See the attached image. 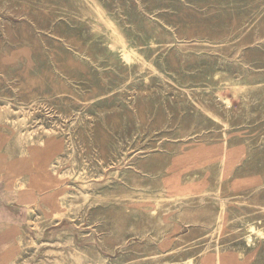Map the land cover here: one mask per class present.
I'll return each instance as SVG.
<instances>
[{
  "label": "rangeland",
  "instance_id": "rangeland-1",
  "mask_svg": "<svg viewBox=\"0 0 264 264\" xmlns=\"http://www.w3.org/2000/svg\"><path fill=\"white\" fill-rule=\"evenodd\" d=\"M263 184L264 0H0V264H264Z\"/></svg>",
  "mask_w": 264,
  "mask_h": 264
},
{
  "label": "bare ground",
  "instance_id": "bare-ground-1",
  "mask_svg": "<svg viewBox=\"0 0 264 264\" xmlns=\"http://www.w3.org/2000/svg\"><path fill=\"white\" fill-rule=\"evenodd\" d=\"M251 1H252V0H251ZM90 3H91V2H90ZM95 3H97V2H95ZM103 8H104V7H103ZM239 8H240V7H239ZM95 9H96V8H95ZM238 13H239V12H238ZM252 13H253V12H252ZM105 14H106V13H105ZM99 15H100V13H99ZM237 15H238V14H237ZM238 17H239V16H238ZM243 17H244V16H243ZM239 19H240V18H239ZM92 22H93V21H92ZM111 22H112V21H111ZM113 23H115V22L113 21ZM248 23H249V22H248ZM101 24H102V23H101ZM114 25H115V24H114ZM236 25H237V24H236ZM236 25H235V26H236ZM118 26H119V25H118ZM237 26H238V25H237ZM237 26H236V27H237ZM244 26H245V25H244ZM247 26H248V25H247ZM98 27H99V26H98ZM117 28H118V27H117ZM237 28H238V27H237ZM241 28H242V27H241ZM99 29H100V28H99ZM106 31H107V30H106ZM110 32H111V31H110ZM102 33H104V32H102ZM122 33H123V32H122ZM107 36H108V35H107ZM239 36H240V35H239ZM258 36H259V35H258ZM105 37H106V36H105ZM109 38H110V37H109ZM107 40H108V39H107ZM111 40H113V39L111 38ZM104 42H107V41L105 40ZM111 42H113V41H111ZM141 42H142V41H141ZM113 43H114V42H113ZM114 44H115V43H114ZM116 45H117V44H116ZM133 45H134V44H133ZM117 47H118V46H117ZM134 47H135V46H134ZM129 49H130V47H129ZM131 49H133V48L131 47ZM109 50H110V49H109ZM107 51H108V49H107ZM112 51H113V50H112ZM123 51H124V50H123ZM126 51H127V50H126ZM131 51H133V50H131ZM113 52H114V51H113ZM127 52H128V51H127ZM127 52H126V53H127ZM133 52H135V51H133ZM114 53H116V52H114ZM123 53H124V52H123ZM105 54H107V53H105ZM116 54H117V53H116ZM142 54H143V53H142ZM135 55H137V54H135ZM117 56H119V55H117ZM137 56H138V55H137ZM129 57H130V56H129ZM134 57H135V56H134ZM127 58H128V57H127ZM135 58H136V57H135ZM115 59H118V58H115ZM137 59H138V58H137ZM120 60H121V59H120ZM130 60H131V59H130ZM122 61H123V60H122ZM152 61H153V60H152ZM153 64H154V63H153ZM155 66H156V64H155ZM154 70H155V68H154ZM154 70H153V71H154ZM157 70H158V69H157ZM29 128H30V127H29ZM31 129H32V128H31ZM31 129H30V130H31ZM25 130H26V129H25ZM27 130H28V129H27ZM27 130H26V131H27ZM34 130H35V129H34ZM36 131H37V130H36ZM30 132H31V131H30ZM34 133H35V132H34ZM34 133H32V134L34 135ZM35 134H36V133H35ZM30 137H31V136H29V138H30ZM34 137H35V136H34ZM27 138H28V137H27ZM39 139H40V138H39ZM29 140H30V139H29ZM31 140H32V139H31ZM31 140H30V141H31ZM23 141H24V140H23ZM37 141H40V140L37 139ZM37 141H36V142H37ZM41 141H42V140H41ZM24 142H25V141H24ZM26 142H27V141H26ZM33 142H34V140H33ZM31 143H32V141H31ZM34 144H35V143H34ZM40 145H41V143H40ZM29 146H30V145H29ZM28 148H29V147H28ZM29 155H30V154H29ZM57 158H58V157H57ZM30 160H31V159H30ZM49 162H50V161H49ZM47 164H48V163H47ZM52 164H53V163H52ZM56 164H57V161H56ZM48 165H49V164H48ZM48 165H47V166H48ZM45 166H46V165H45ZM58 169H59V168H58ZM84 169H85V168H84ZM45 170H47V168H46ZM51 170L53 171V169H51ZM49 171H50V170H49ZM54 171H55V170H54ZM57 171H58V170H57ZM57 171H56V172H57ZM76 171H77V169H76ZM76 171H75V173H76ZM45 172H46V171H45ZM78 172H79V171H78ZM85 172H86V170H85ZM80 173H81V172H80ZM84 174H85V173H84ZM49 175H50V174H49ZM61 176H62V175H61ZM61 176H60V177H61ZM64 176H65V175H64ZM77 176H78V175H77ZM86 176H87V175H86ZM48 177H50V176H48ZM81 177H82V176H81ZM77 178H78V177H77ZM61 179H62V177H61ZM65 179H66V177H65ZM87 179H88V178H87ZM87 179H86V180H87ZM59 180H60V179H59ZM62 180H63V179H62ZM263 185H264V184H263ZM260 187H261V186H259V188H260ZM259 188H258V189H259ZM81 190H82V189H81ZM67 192H68V190H67ZM257 193H258V192H257ZM70 194H71V193H70ZM246 195H247V194H246ZM246 195H244V196H246ZM229 198H230V197H229ZM231 198H232V197H231ZM227 199H228V198H227ZM194 200H195V199H194ZM58 201H59V200H58ZM62 201H63V200H62ZM64 201H66V200H64ZM195 201H196V200H195ZM60 202H61V201H60ZM67 202H68V201H67ZM240 205H242V204H240ZM69 206H70V203H69ZM69 206L67 205V207H69ZM243 206H244V205H243ZM240 207H242V206H240ZM263 207H264V205H263ZM70 208H71V206H70ZM70 208H69V209H70ZM235 208H236V207H235ZM229 210H230V209H229ZM220 211H221V210H220ZM226 211H227V210H226ZM231 212H232V211H231ZM234 212H235V210H234ZM237 213H238V211H237ZM237 213H236V214H237ZM228 214H229V213H228ZM238 214H240V213H238ZM232 215H233V214H232ZM234 215H235V214H234ZM234 215H233V216H234ZM245 215H246V214H245ZM230 217H231V216H230ZM227 220H228V219H227ZM34 221H35V220H34ZM241 222H243V221H241ZM159 223H160V222H159ZM72 240H73V239H72ZM62 241H63V240H62ZM63 242H64V241H63ZM66 242H68V239H67V241H65V243H66ZM70 243H71V242H70ZM70 243H69V244H70ZM72 243H73V242H72ZM60 244H61V242H60ZM67 244H68V243H67ZM67 244H65V245H67ZM69 244H68V245H69ZM57 245H58V244H57ZM63 245H64V244H63ZM49 250H50V249H49ZM49 250H48V252H49ZM34 251H35V250H34ZM34 251H33V252H34ZM50 251H51V250H50ZM77 251H79V250H77ZM35 253H36V252H35ZM46 253H47V252H46ZM58 253H60V252H58ZM70 253H71V252H70ZM32 255H33V254H32ZM59 255H60V254H59ZM86 255H87V254H86ZM49 256H50V255H49ZM67 256H68V254H67ZM80 256H81V254H80ZM72 257H73V256H72ZM78 257H79V256H78ZM78 257H77L76 259H78ZM83 257H84V256H83ZM83 257H82V258H83ZM85 257H88V256H85ZM91 257H92V255H91ZM93 257H94V256H93ZM80 258H81V257H80ZM80 258H79V259H80ZM104 258H105V256H104ZM104 258H102V260H103ZM106 258H107V257H106ZM48 259H49V258H48ZM74 259H75V257H74ZM91 259H92V258H91ZM41 260H42V259H41ZM86 260L88 261L87 258H86ZM98 260H99V259H98ZM98 260H97V261H98ZM71 261H72V260H71ZM78 261H80V260H77V263H78ZM100 261H101V259H100ZM103 261H107V260H103ZM55 262H56V261H55ZM69 262H70V261H69ZM89 262H90V261H89ZM92 262H93V261H92ZM218 262H219V261H218ZM66 263L68 264V262H66ZM72 263H73V262H72ZM87 263H88V262H87ZM90 263H91V262H90ZM104 263H105V262H103V264H104ZM51 264H52V263H51ZM70 264H71V263H70ZM78 264H79V263H78ZM93 264H94V263H93ZM95 264H96V263H95ZM97 264H99V263H97ZM100 264H102V261L100 262Z\"/></svg>",
  "mask_w": 264,
  "mask_h": 264
}]
</instances>
